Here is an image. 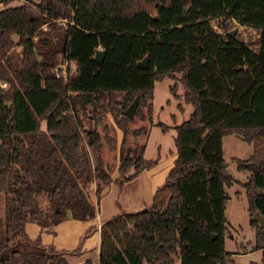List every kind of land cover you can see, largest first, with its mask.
<instances>
[{
    "label": "trees",
    "instance_id": "obj_1",
    "mask_svg": "<svg viewBox=\"0 0 264 264\" xmlns=\"http://www.w3.org/2000/svg\"><path fill=\"white\" fill-rule=\"evenodd\" d=\"M9 1L0 7V80L7 82L0 84V264H70L63 252H81L43 242L25 224L44 228L68 215H96L113 179L100 152L102 138L113 135L98 123L109 114L127 133L132 101L133 114L151 120L153 83L164 75L175 78L173 96L193 108L174 120L175 157L152 200L100 219L98 264H234L225 240V186L238 179L222 153V134L233 131L251 145L247 158H232L248 171L239 182L251 249H259L264 264V224L252 217L255 211L264 217V0ZM230 20L254 28L256 38H242ZM98 47L101 59L94 57ZM58 52L73 61L66 78L54 71ZM144 55L146 63L138 64ZM26 93L51 98L32 111V122L19 123L17 102ZM156 123L162 130L171 125ZM144 149L121 138L118 182L158 160ZM81 264L95 262L87 257Z\"/></svg>",
    "mask_w": 264,
    "mask_h": 264
},
{
    "label": "rangeland",
    "instance_id": "obj_2",
    "mask_svg": "<svg viewBox=\"0 0 264 264\" xmlns=\"http://www.w3.org/2000/svg\"><path fill=\"white\" fill-rule=\"evenodd\" d=\"M19 1L21 0H10L9 2L19 3ZM3 5L4 3H2L0 0V7ZM32 10L36 11L35 7H32ZM213 23L215 26H217V21L213 20ZM229 28H231L234 32L236 31L240 33L242 38H245L247 40H253L256 38L257 35V31H255L254 28L249 25L243 26L242 24L237 23L236 20L229 21ZM17 48H19V46ZM72 68L73 61H70L68 69L70 70ZM174 81L175 78H172L168 75H164L162 76V78L154 80L153 93L151 96V101L153 103V113L151 120L147 118L145 120H141L137 115H134L132 113V117L129 120V130L127 133H124L122 128L117 126L112 121V118L109 114L105 115L102 118L101 122L98 123V126L102 132L107 131L108 134H110L111 136L113 135L111 141L106 138H102L103 140L100 145L101 156L104 158L106 164L111 170V174L115 171H117L118 173V144L121 141L122 137L125 139L127 145L131 144L134 146H138L140 143H144V156H155L157 152L158 142H161L163 148V159L161 160V162H165L170 157L171 153L169 148L175 147L173 137L175 130L172 124L174 123V120L181 121V119L186 117L193 108L190 102L183 101L185 102L184 108L181 110L179 109V107L177 106L178 103H175L179 99L173 96L172 91L170 89V84ZM176 85V91L180 92L182 90V85L178 83ZM181 96L182 95H180L179 98H181L182 100ZM50 98L51 96L49 95V93H41L35 96H31V94L26 93V96L24 97V102L18 99L17 107L19 123L26 122L28 121V119L30 120L32 118L31 116H33L32 111L38 112V109H41L43 107V104ZM167 99H171V102L169 101L170 103H168ZM29 100L33 102V104H31L32 106L29 105ZM36 104L38 105L36 106ZM171 112H175V119L173 118V114ZM157 118L165 120L171 125L169 126V128L162 130L161 127L156 123ZM32 120L33 118L31 119V122ZM82 122L86 126L92 124L90 118H87V114L82 115ZM40 123L41 125H45L44 119H40ZM141 123L146 124V131H140L138 133L131 131L132 127L140 125ZM222 136V153L228 161V171H230L238 179V181L235 180L230 185L225 186L229 193V197L225 202V214L227 217V223L229 224V230L225 233L226 247L233 251V258H235L234 264H250L251 261H253V264H260L259 249L254 248L249 250L253 244V228L247 222L249 216L245 206V196L243 188H241L239 182L245 179L246 175L248 174V171L245 169H239L236 164V159L232 158L234 155H236L240 159L247 158L251 149V145L250 143H246L241 138V136H239V134L235 131L224 133L222 134ZM161 164L164 165L165 163ZM94 186L95 183L93 181H91L87 186V191L89 192V195L92 199H94L95 196L93 192ZM4 197V194L0 192V238L3 236L2 226L4 219ZM39 198L40 203L43 204L45 202V194L40 195ZM68 219H71L70 221L75 222V224H79L80 222L82 224V222H86V220L84 219H77L72 216H70ZM257 221L259 223L264 224V220L262 219V217L257 219ZM27 222L28 223L26 224L29 228H39L38 224L34 221L28 220ZM92 232L93 230L90 229L89 232L85 234V237H89ZM69 253L63 252L64 257L67 260V256ZM68 262L70 261L68 260ZM70 264L73 263L70 262Z\"/></svg>",
    "mask_w": 264,
    "mask_h": 264
},
{
    "label": "crops",
    "instance_id": "obj_3",
    "mask_svg": "<svg viewBox=\"0 0 264 264\" xmlns=\"http://www.w3.org/2000/svg\"><path fill=\"white\" fill-rule=\"evenodd\" d=\"M181 97L182 100L178 97L179 100L175 103L182 102L184 108L185 102H183V96ZM167 100L168 103L171 102V99ZM171 113L175 114V112ZM169 150L171 153L170 157L165 162H161L163 159V148L162 143L158 142L156 152V154L159 155L158 160L151 165L141 168L136 175L122 182H118L116 179L117 176H119V172H113V179L109 183L106 192L101 195L96 203V215L90 218V220L84 219L86 220L85 223L82 222L81 224L80 222L79 224H75V222L70 221L71 219H68L70 217V215H68L57 223L50 224L44 228H41L39 225V228H29L27 224H25V228L31 236H35L39 233L43 242H52L57 248L70 249L79 246V251H81L79 254L68 252L67 258L73 264L82 263L83 259L86 257L91 258L95 264H98V243L100 238V227L98 224L100 219L102 217H108L123 208H139L151 201L156 186L163 182L167 170L173 163L175 147H170ZM161 163L165 164L163 165ZM93 200L95 201V196ZM262 219L264 220L263 216ZM95 226H97V228ZM90 229L93 230V235L91 234L86 238L85 234L89 232ZM249 250H251V248Z\"/></svg>",
    "mask_w": 264,
    "mask_h": 264
},
{
    "label": "built area",
    "instance_id": "obj_4",
    "mask_svg": "<svg viewBox=\"0 0 264 264\" xmlns=\"http://www.w3.org/2000/svg\"><path fill=\"white\" fill-rule=\"evenodd\" d=\"M58 56H59V61L57 62V65L54 67V71L56 72V75H62L63 77H67L68 75V68H69V64H70V59H68L67 57L63 56V53L58 52ZM0 84L2 86L6 85V81L1 80ZM240 263V262H239Z\"/></svg>",
    "mask_w": 264,
    "mask_h": 264
},
{
    "label": "water",
    "instance_id": "obj_5",
    "mask_svg": "<svg viewBox=\"0 0 264 264\" xmlns=\"http://www.w3.org/2000/svg\"><path fill=\"white\" fill-rule=\"evenodd\" d=\"M102 56H103L102 49L100 47L96 48L94 51V57L96 59H101ZM146 60H147V55H144V57L142 59L138 60L137 62H138V64L144 65L146 63ZM134 108H135V104H134V101H132L131 103H129L128 107L125 109V113L128 116L131 115L134 111ZM252 217L259 219L262 216L257 211H255L252 214Z\"/></svg>",
    "mask_w": 264,
    "mask_h": 264
}]
</instances>
